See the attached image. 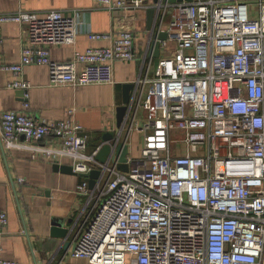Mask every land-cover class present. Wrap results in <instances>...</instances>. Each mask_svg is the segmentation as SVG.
<instances>
[{
    "label": "built area",
    "instance_id": "obj_1",
    "mask_svg": "<svg viewBox=\"0 0 264 264\" xmlns=\"http://www.w3.org/2000/svg\"><path fill=\"white\" fill-rule=\"evenodd\" d=\"M93 1L111 11L156 12L106 161L95 159L101 145L88 150L90 134L73 110L59 121L35 119L27 102L0 113L6 149L24 148L51 162L68 158L77 174L100 171L93 188L84 178L75 186L86 212L72 258L79 264H264V0L257 6L251 0ZM9 21L29 24L47 44L75 40L73 16L18 10L0 13V46L1 24ZM156 31L167 38L154 62L148 50ZM134 38L132 30H121L110 45L89 46L66 62L52 60L48 47L25 44L17 63L0 68L12 72L8 86L24 100L30 83L22 72L32 64L46 65L54 86L113 84V64L137 58ZM131 132L141 134L139 152L128 153L122 171L114 149ZM50 136L58 140L46 141ZM7 221L0 210V254ZM0 264L17 262L0 256Z\"/></svg>",
    "mask_w": 264,
    "mask_h": 264
},
{
    "label": "crops",
    "instance_id": "obj_2",
    "mask_svg": "<svg viewBox=\"0 0 264 264\" xmlns=\"http://www.w3.org/2000/svg\"><path fill=\"white\" fill-rule=\"evenodd\" d=\"M18 10L35 12L39 16L49 10H61L64 15L73 16L75 40L69 44H47L45 37L29 24L5 22L1 24L0 66L17 63L25 44L48 47L52 60L66 62L75 52H82L89 46L110 45L121 30L133 31L137 58L113 64V84L54 86L49 83L47 66L32 64L25 66L22 72V77L30 83L24 100L20 89L8 86L14 78L12 72L0 68V113L20 111L23 103L27 102V112L35 119L59 121L67 117L68 110H73L72 118L90 134L88 150L91 151L94 146L101 145V136L105 132L114 133L117 128L116 107L122 103L124 83L132 84L129 102L131 100L132 82L141 72L143 56L148 49L147 9L111 11L96 7L93 0H0V13ZM169 20L168 13L163 26ZM155 24L156 13L152 27ZM91 33H108L109 38L90 40L88 35ZM161 51L160 55L164 53ZM153 59L155 62L156 58ZM132 134L138 137L136 132L129 134V153ZM52 140L57 141L58 138H46V141ZM23 141V138L19 139L20 143ZM53 163L32 157L24 148L6 149L0 133V210L8 217L2 239V258L17 264L80 263V260L72 258L71 250L73 238L86 212L85 198L75 193V186L83 177L54 171ZM59 164L69 165L70 160L62 158ZM54 220L67 229L65 236L60 238L50 234Z\"/></svg>",
    "mask_w": 264,
    "mask_h": 264
},
{
    "label": "water",
    "instance_id": "obj_3",
    "mask_svg": "<svg viewBox=\"0 0 264 264\" xmlns=\"http://www.w3.org/2000/svg\"><path fill=\"white\" fill-rule=\"evenodd\" d=\"M164 2L167 3H174V2H179L182 0H163ZM185 1H191V0H185ZM153 2H158V0H153ZM155 9L154 8H148L147 9V29L152 31V22L153 18L155 16ZM167 38V34L165 31H156L153 33L152 40L150 42L149 50H148V55L157 58L160 54V42L165 40ZM132 88L131 83H124L122 86L123 89V99L121 105L116 107V125L117 127H120L123 117L127 111V103L129 102L130 96H129V91ZM118 137V133L114 134L113 132H105L102 136V143L101 146L95 155V159L101 163L105 162L107 157L112 153V145L111 141L113 139H116ZM115 154L118 159V169L122 171H127V165H126V156L129 153L128 150V145L124 140H121L120 142L117 143L115 149ZM52 168L54 171H59L61 173H69V174H76L81 177H83L87 182H88V187L91 189L93 188L96 179L100 176V171L97 169H92L87 173H75L73 172L72 168L70 165H65V164H59L58 162H54L52 164ZM52 227L50 230V234L53 237H63L67 233V229H64L63 226L61 225V222L59 221H52ZM66 245V244H65Z\"/></svg>",
    "mask_w": 264,
    "mask_h": 264
},
{
    "label": "rangeland",
    "instance_id": "obj_4",
    "mask_svg": "<svg viewBox=\"0 0 264 264\" xmlns=\"http://www.w3.org/2000/svg\"><path fill=\"white\" fill-rule=\"evenodd\" d=\"M251 2L255 3L256 6L258 5V2L256 0H251ZM114 134H116V133H114ZM132 135H133V140L131 138V141L129 143L130 154L133 155V156H136L138 154V152H139L138 145L141 142V134H138V137H136V134H132Z\"/></svg>",
    "mask_w": 264,
    "mask_h": 264
},
{
    "label": "trees",
    "instance_id": "obj_5",
    "mask_svg": "<svg viewBox=\"0 0 264 264\" xmlns=\"http://www.w3.org/2000/svg\"><path fill=\"white\" fill-rule=\"evenodd\" d=\"M94 148H95V146H94ZM94 148H91V150L94 149Z\"/></svg>",
    "mask_w": 264,
    "mask_h": 264
}]
</instances>
